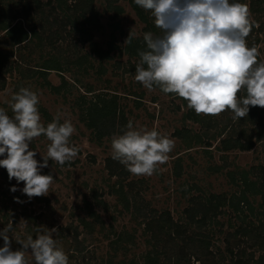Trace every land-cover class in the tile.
<instances>
[{
	"label": "rangeland",
	"instance_id": "374dc122",
	"mask_svg": "<svg viewBox=\"0 0 264 264\" xmlns=\"http://www.w3.org/2000/svg\"><path fill=\"white\" fill-rule=\"evenodd\" d=\"M10 1L0 0L2 12L7 10L6 16H14L15 1ZM251 1L245 0L240 3L247 4L252 19L259 26L262 25L257 47L260 57L264 60V0H254L260 9L256 8V11L252 8ZM95 5L102 24L100 31L95 34V41L103 50V58L90 56L91 61H85L82 65L73 64L74 60L65 63V58L78 52L79 55L89 53L90 47L82 46L76 52L70 41L63 38L54 45L56 49L51 47L43 49V53L51 50L58 55L61 54L59 59L60 62H64L63 71L51 70L47 74L48 80L59 86V91L43 87L39 78L23 80L18 84L15 81L19 78L15 74L7 87L0 92V107L4 108L9 116L13 115L9 104L11 96L21 87H27L39 95L38 109L41 122L45 126L52 122L59 112L62 113L61 122L65 118L70 119L76 129L71 137V143L80 149L77 157L69 162L70 164L66 162L63 166L49 160V166L41 170V174H52L54 178L48 195L29 200L19 190L24 187V183L18 184L15 178L9 181L7 170L0 167L1 186L7 187L11 198H19L15 192L10 191L12 186H16L18 189L16 192L21 196L19 200L24 201L23 203L10 201L0 225L5 227L12 221L14 232L25 237L28 233L25 232L26 226L20 224L21 220L27 221V224L32 222V229L40 225L49 229L55 226L59 230L56 238L68 255L69 264H95V252L98 255L106 252L108 241L116 238L114 230L134 227L131 215L127 212L120 213V210L123 211L122 205L117 203L116 197L111 194V185L116 177H110L107 168V158L111 156V138L114 134H122L129 120L133 122L134 127L156 129L161 135L168 136L174 141L175 146L168 154V160L160 165L152 176H135L127 173L126 177L127 181L133 179L141 181L137 185L143 199H139L138 206L147 210L153 209L158 213L167 210L175 220L183 219V209L189 205L188 200L194 195L202 193V196H206L211 193L228 192L231 196L236 188L227 177L229 169H251V166L256 164L264 165V154L262 148L258 146L249 151L232 150L224 153L219 148L218 141H214L210 150H206L199 144H192V147L187 145L186 140L190 141L192 133L188 139L176 136L175 132L178 129L183 134L188 128L192 129L193 133H202L203 130L199 123L186 118L190 110L182 98L174 94H164L159 88L149 91L135 80L136 68L128 64L124 47L130 32L135 33L134 37H143L145 33V25L139 19L136 10L128 0H118L113 4L105 0H95ZM58 12L56 16H62L60 11ZM1 14L0 16L4 15ZM148 14L151 13L148 11ZM150 18L154 19L151 15ZM4 36L5 32H1L0 49L12 53L11 60L14 66H20L25 70L38 65L35 60L39 57L37 51L32 48L11 46ZM33 51L35 53H32ZM104 98L116 99L117 109L114 110L113 104L109 112L102 117L98 116L102 113L97 112L92 116L90 106L94 108L98 103V107L103 108ZM209 117L216 121L214 131L218 132L223 128L224 124L219 115ZM89 123L93 127H89ZM49 143L44 136L34 138L31 142L30 149L37 151L35 158L38 161L43 162L41 155L46 154ZM2 158L4 157H0ZM85 198L96 204L99 200L103 203L96 208L99 221L95 234L90 235L80 227L82 231L80 240L85 238L87 244L89 243L88 249L85 248L82 253H73L75 242L70 241L71 235L65 229L71 224L74 227L78 225L77 218L83 214ZM258 202L259 199L256 198L254 204L258 205ZM228 214L219 217L218 225L213 221L205 228L198 229L194 226V234L210 232L217 235L222 223L227 230L228 222L235 224L237 221L236 217H231L233 215L231 211ZM100 230L104 232L101 233ZM138 230L141 234L140 227ZM139 244L140 247L135 250L136 254H141L145 250L144 241ZM216 244L223 247L221 241H216Z\"/></svg>",
	"mask_w": 264,
	"mask_h": 264
},
{
	"label": "trees",
	"instance_id": "16d2710c",
	"mask_svg": "<svg viewBox=\"0 0 264 264\" xmlns=\"http://www.w3.org/2000/svg\"><path fill=\"white\" fill-rule=\"evenodd\" d=\"M14 1L16 6L13 8L14 16H6L7 10L2 12L0 7V14H4L0 16V33L5 32L4 37L11 46L32 48L35 52L37 51L39 57L35 60L38 65L25 70L21 69L20 66H14L10 51L0 49V92L7 87L15 74L19 80L13 81L18 84L23 80L39 78L43 87L59 91V86L53 85L48 80L47 74L51 70L63 71L64 62H60L59 59L61 54L58 55L51 50L43 53V49L50 47L56 49L54 45L63 38L70 41L76 52L82 46L90 47L89 53L79 55L78 52L76 55L65 58V63L74 60L73 64L82 65L85 61H91L90 56L104 57L103 50L95 41V34L102 28L95 0ZM105 1L109 4L118 2V0ZM128 1L144 23V32L160 35L154 19L150 18L151 14L149 15L148 11L137 6L134 0ZM230 2H245V0H230ZM256 4L254 0L251 1V6L255 11L256 8L259 9ZM58 11L62 16H56ZM261 31L262 25L257 28L253 27L246 38L249 47L257 46ZM140 50H146L143 37H133L131 44H125L124 51L128 56L127 61L133 68H136L139 62L138 51ZM34 51L32 53H35ZM258 60L264 61L260 56ZM238 95L243 97L245 93L241 92ZM103 102V108L98 107V103L95 104L96 108L90 106L92 116L97 112L102 113L98 115L102 117L109 112L113 104L114 110L117 109L116 99L104 98ZM249 108L247 116L237 120L232 119L233 114L230 110L219 114L224 125L218 132L213 130L216 121L212 120L209 115H198L194 110L189 109L186 118L199 123L203 130L202 133H193L192 129L188 128L184 134L180 129L175 134L181 139H188L192 133L190 141L186 140L189 147H192V144H199L206 150H210L212 143L218 141V146L224 153L232 150L249 151L258 146L262 148L261 151L264 154V108L259 106H249ZM88 126L93 127L90 123ZM107 168L110 177H116L111 185V194L116 197L117 203L122 205L123 211L120 210V213L127 212L131 215L134 227L120 231L114 230L116 238L108 241L106 252L100 255L95 252V264H264L263 164L253 165L251 169H229L226 174L236 188L235 192L231 196L228 192L211 193L206 196L200 193L189 196V205L183 209V219L180 220H175L171 212L167 210L158 213L153 209L147 210L138 206L139 199H143L137 185L141 181L134 179L127 181L126 174L129 172L111 156L107 158ZM8 192L7 187L0 184V220L5 216L3 213L7 211L5 209L10 201L16 202ZM15 195L21 198L17 192ZM256 198L259 199L258 205L254 204ZM102 203L103 201L99 200L96 204L85 198L82 206L83 214L77 218L78 225L74 227L71 224L65 229L71 235L70 241L75 242L72 248L73 253H82L85 248L88 249L89 243L87 244L85 238L80 240L82 235L80 227H83L90 235L95 234L97 221H99L96 208ZM230 211L233 213L231 217H236L237 221L235 224L228 222L227 230L222 223L217 235L210 232L194 234V226L198 229L205 228L213 221L218 225L219 217L229 215ZM31 223L27 224L25 232L35 238ZM138 227L141 228V234H139ZM3 228L4 226L0 225V230ZM100 232L103 233L104 230ZM10 235L13 236L12 249L21 248V245L15 242V236L25 238V235L14 231ZM143 241L145 250L141 254H136L135 250ZM216 241H221L223 247L216 244ZM2 246L3 239L0 238V247ZM167 252H169L168 257Z\"/></svg>",
	"mask_w": 264,
	"mask_h": 264
},
{
	"label": "clouds",
	"instance_id": "9594fccd",
	"mask_svg": "<svg viewBox=\"0 0 264 264\" xmlns=\"http://www.w3.org/2000/svg\"><path fill=\"white\" fill-rule=\"evenodd\" d=\"M154 18L160 35L143 34L146 50L138 51L135 80L149 91L159 88L187 102L198 115H219L230 110L233 120L247 116L249 106L264 108V61L256 45L248 46L253 27L247 4L230 0H134ZM130 32L125 44H131ZM244 92L243 97L238 94ZM37 92L21 87L9 102L12 116L0 107V167L24 187L29 200L46 196L54 182L52 174H41L49 160L63 166L73 161L80 149L71 143L76 131L70 119L57 113L46 126L41 122ZM44 136L50 143L42 156L30 149L34 138ZM174 141L156 129L134 127L128 121L122 134L111 138V158L135 176H152L168 160ZM16 186L10 191L16 192ZM17 203L24 201L14 197ZM22 226L27 221L21 220ZM12 221L0 230V264H69L59 230L35 226V238L15 236L21 245L12 249Z\"/></svg>",
	"mask_w": 264,
	"mask_h": 264
}]
</instances>
